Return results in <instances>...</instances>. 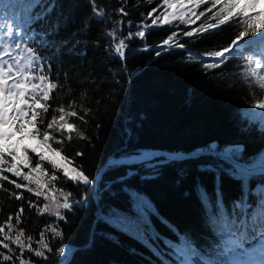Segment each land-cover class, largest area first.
<instances>
[{
  "label": "trees",
  "instance_id": "1",
  "mask_svg": "<svg viewBox=\"0 0 264 264\" xmlns=\"http://www.w3.org/2000/svg\"><path fill=\"white\" fill-rule=\"evenodd\" d=\"M95 5L103 10V16L93 18L90 0H41L35 11L48 9V12L34 25V31L39 34L35 47L40 50L45 72L61 85L52 93L49 104L53 108L67 107L75 101V110L81 116L88 109L86 123L71 118L88 139L73 133L70 141L65 140L62 146L53 143V147H62L64 154L73 160L72 166L82 168L93 184L58 180L56 188L71 192L72 200L84 203L74 205L71 212L61 210L66 219L55 220L28 207L29 200L42 207L50 202L51 196L49 201L43 197L37 201L34 194L3 181L0 224L23 206L19 227L26 236L38 241L39 233L47 225H58L62 236L52 240L53 252L47 254V260L25 253V258L30 257L33 264H57L63 257L56 255V249L61 246L75 248L67 264H162L163 260L174 264L173 250L168 244L183 243L185 234L204 253L218 247L223 249L230 240L240 241L245 231L244 221L248 220L251 233L250 212L257 209L260 198L264 199V194L254 189L257 183L264 185L260 173L244 182L242 190L241 181L223 172L217 180L214 173L199 171V165L229 167L219 158L204 154L167 164H159L163 156L150 159L147 163L157 164V173L143 165L110 163L105 165L97 184L96 174L109 156H128L150 148L187 152L206 149L211 143L218 145L220 151L229 144H242L241 162L252 164L264 150V133L246 120L242 110L263 99L264 90L259 89L257 81L264 70L258 69L257 76L247 82L242 74H249L247 57L258 51L259 45L241 44L220 66L208 69L204 65L216 62L209 54L227 47L240 30L238 18L207 32L200 28L201 24L215 22L212 12H218L219 6L190 25L173 21L170 25L151 26V20L166 10L163 0H95ZM20 7L15 10L17 14ZM210 7L201 5L196 11ZM120 8L127 15L120 14ZM12 11L7 9L2 14ZM149 12L152 17H148ZM145 22L146 37L128 42L125 60L116 58L114 50L108 51L121 34L127 35L129 30L134 33ZM114 26L119 28L115 41L103 35ZM193 28L198 30L193 37L182 35ZM173 31L177 33L174 41L183 43L184 48L162 44ZM258 58L252 56L253 61ZM251 67H256L255 63ZM52 115L50 108L46 119ZM78 151L82 155L77 156ZM29 155L38 159L31 152ZM45 167L50 170L51 166L45 162ZM5 175L26 183L10 173ZM197 183L204 189L206 200L202 201L197 194ZM217 188L222 198L218 199ZM50 191L62 202L59 192ZM15 192L22 193L24 199H14L11 193ZM132 192L143 196L150 209L138 212ZM242 196L245 203L240 208L238 202ZM113 210L132 222L139 220L159 255L102 219ZM225 222L229 225L234 222L239 231L231 229L233 234L228 235L223 229ZM151 234L158 236L153 239ZM46 236L51 239L50 233L46 232ZM256 241L241 242L249 246Z\"/></svg>",
  "mask_w": 264,
  "mask_h": 264
},
{
  "label": "snow or ice",
  "instance_id": "2",
  "mask_svg": "<svg viewBox=\"0 0 264 264\" xmlns=\"http://www.w3.org/2000/svg\"><path fill=\"white\" fill-rule=\"evenodd\" d=\"M261 2L262 0H163L166 10L151 20V26L170 25L173 21L190 25L204 17L206 12H212V9L219 6L218 12H212L215 22L201 24L200 28L207 32L238 18L237 27L240 30L227 47L209 54L216 59V62L206 64L204 67L214 69L220 66L221 62H225L233 52L238 51L241 44L247 43L253 47L259 45L260 51L254 50L252 55L247 57L249 74H242L247 82L251 77L257 76L258 69L264 70V9L256 11ZM40 3L41 0H0V12H6L7 9L13 10L11 14L0 15V186L3 181H7L17 190L25 189L28 193L34 194L37 201L40 197L49 201L51 196L50 202L44 203L42 207L31 200L28 202V207L36 209L40 214L47 213L55 220H65L66 216L61 210L71 212L74 205H82L84 201L72 200V193L62 188H56V182L64 179L77 185H91L93 180L85 174L82 168L72 166L73 160L64 154L62 147H53V143L62 146L65 140L72 139L73 133L81 139H88L84 132L71 121V118H77L86 123L85 116L88 109H85L84 116H81L75 110V101L70 102L67 107L61 105L53 108L49 104L52 93L61 85L54 82L45 72L42 55L39 48L35 47L39 34L34 31V25L48 12V9L42 12L35 11ZM90 3L93 5V18L103 16V10L95 5V0H90ZM205 4L211 5V7L206 8L205 11H196L197 8ZM17 6H21L18 14L15 11ZM118 11L122 15H127L123 8ZM147 15L152 17V12ZM117 25H121V22L117 21ZM118 31L119 28L114 26L103 35L115 41ZM147 31V23H142L140 30L134 33L129 30L127 35L121 34L118 42L109 45L108 51L114 50L116 58L121 61L125 60L128 42L135 38H145ZM197 31L193 28L191 31H184L182 35L193 37ZM176 36L177 33L173 31L162 41V44L169 48H184L183 43L174 41ZM41 42L46 43V41ZM238 55L244 59L242 54L238 53ZM252 56L259 58L253 61ZM253 63L256 67H251ZM257 83L259 89L264 90V75L258 77ZM50 108L53 110V115L50 119H46ZM252 108L264 109V102L258 100ZM244 117L250 124H256L259 131L264 133V111L246 110ZM29 142H34L35 146ZM29 152L35 154L38 159L34 160ZM242 152L243 148L240 145L227 146L220 151L218 145L211 143L206 146V149L198 150L196 154L188 153L187 156L183 153L167 154L159 161V164L183 159H196L200 155L210 154L226 162L229 167L207 164L199 165L198 170L214 173L217 180L223 172L232 179L241 181L243 190L244 182L257 173L264 174V150H261L259 156L255 158L260 162L258 168L255 165V160L252 164L241 163ZM76 155L80 156L82 153L78 151ZM159 155L155 152L138 151L137 154L126 157V162L146 166L151 168L153 173H157L158 165L147 163V161ZM45 162L51 166L50 170L45 167ZM25 168L28 171H23ZM5 173H10L26 183L11 180ZM133 174L129 172V175ZM183 174L181 169L180 175ZM30 185H34V187ZM51 189L59 192L62 202L50 191ZM195 190L202 201L207 199L205 191L199 183ZM217 193L219 194V188H217ZM11 195L18 201L24 199L20 192L11 193ZM131 196L138 212L145 208L150 209L149 202L139 193L132 192ZM219 198H222V194L218 195ZM244 203L245 198L242 196L238 206L243 208ZM23 211V206H21L14 216L9 215L6 221L0 224V249H3L0 251V264H33L30 257L25 258V253L47 260V254L53 252L52 240L62 236V232L58 230V225L55 223H50L39 233L38 241L30 235L26 236L25 230L19 227L22 223ZM250 216L251 233L248 231V220H245L242 225L245 231L241 235L240 241L230 240L223 249L218 247L207 253L198 251L199 245L194 246V241L190 240L187 234L183 238L182 245H173L169 242L168 246L173 250L175 257L174 264H264V202L260 204L259 212H250ZM102 219L148 247L154 255H159L158 249H155L149 242L150 234H146L139 220L132 222L128 217L114 210ZM223 229L228 231V235L233 234L231 229L239 231L234 222L231 225L225 222ZM46 232L51 234V239L46 236ZM157 236L158 234H151L153 239ZM249 239L258 240L259 247L245 248L241 241ZM34 243L36 247H33ZM69 251L61 246L56 249V255L67 256ZM132 251L135 252V250ZM255 253L260 255L258 262L252 260ZM57 264H67V260L58 261ZM162 264H170V262L163 260Z\"/></svg>",
  "mask_w": 264,
  "mask_h": 264
},
{
  "label": "water",
  "instance_id": "3",
  "mask_svg": "<svg viewBox=\"0 0 264 264\" xmlns=\"http://www.w3.org/2000/svg\"><path fill=\"white\" fill-rule=\"evenodd\" d=\"M233 144H230L228 146H231ZM242 146V145H241ZM201 148H197L195 150H192V151H187V152H184V151H181V150H177V151H168V150H163V149H159V148H150V149H147L148 152H155V153H159L160 155L159 156H166L167 154H170V153H183L185 154V156H187L188 153H193V154H196L198 150H200ZM137 154V153H136ZM131 155H135V154H131ZM131 155H128V156H131ZM128 156H120V157H114V156H109L105 163L101 166V168L99 169V171L97 172L96 174V184L98 182V179L100 178L101 174H102V171L104 170V167L106 164H110V163H127L126 162V157ZM158 156V157H159ZM155 157H152L151 159H153ZM242 163V162H241ZM74 247L69 249V253L67 254V256H63L62 259L60 261H64L65 259L68 260L72 254V252L74 251Z\"/></svg>",
  "mask_w": 264,
  "mask_h": 264
},
{
  "label": "rangeland",
  "instance_id": "4",
  "mask_svg": "<svg viewBox=\"0 0 264 264\" xmlns=\"http://www.w3.org/2000/svg\"><path fill=\"white\" fill-rule=\"evenodd\" d=\"M261 9H264V0H262L261 4H259L257 6V9L256 11H260ZM0 15H3L2 12H0ZM260 51V48L259 50ZM261 102H264V97L263 99L261 100ZM254 105V104H253ZM249 106V107H246L242 110V115L244 116V112L247 110V111H252V110H255V111H264V109H253L252 106ZM14 142V141H13ZM29 143H32L33 146H35L34 142H29ZM235 145H238V144H235ZM233 146V145H231ZM241 146V145H240ZM259 161V160H257ZM257 163V162H256ZM262 176L264 177V174H262ZM254 189L255 190H259L261 195L264 194V185H262L261 183H257L255 186H254ZM264 202V199L263 198H260L259 199V206L257 207V209H254L253 211H251V213H258L259 210H260V204ZM178 244H182V243H177V244H174V245H178ZM259 247V241L257 240L254 244L250 245L249 247H246V248H250V249H254V248H258ZM173 254V253H172ZM255 259H258V261L260 260V255L259 253H255L252 257V260L254 261Z\"/></svg>",
  "mask_w": 264,
  "mask_h": 264
},
{
  "label": "bare ground",
  "instance_id": "5",
  "mask_svg": "<svg viewBox=\"0 0 264 264\" xmlns=\"http://www.w3.org/2000/svg\"><path fill=\"white\" fill-rule=\"evenodd\" d=\"M234 145H235V144H234ZM238 145H241V144H238ZM144 151H147V152H148V150H144ZM256 162H257V163H256ZM256 162H255V165H256V167L258 168L260 162L257 161V160H256ZM179 245H182V244H178V246H179ZM254 261L258 262V259H255Z\"/></svg>",
  "mask_w": 264,
  "mask_h": 264
}]
</instances>
